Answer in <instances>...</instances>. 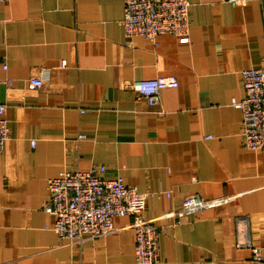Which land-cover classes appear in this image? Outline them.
<instances>
[{"label":"crops","instance_id":"1","mask_svg":"<svg viewBox=\"0 0 264 264\" xmlns=\"http://www.w3.org/2000/svg\"><path fill=\"white\" fill-rule=\"evenodd\" d=\"M189 41L125 44L124 0H0V264H137L130 216L68 244L43 211L61 172L120 176L161 228V264H264V149L241 139V72L264 67V0H188ZM64 62V66L62 65ZM174 76L150 107L134 80ZM43 78L40 88L30 78ZM85 137L78 140L77 135ZM160 192H170L167 197ZM191 194L235 196L174 224ZM238 229L261 247V261Z\"/></svg>","mask_w":264,"mask_h":264},{"label":"built area","instance_id":"2","mask_svg":"<svg viewBox=\"0 0 264 264\" xmlns=\"http://www.w3.org/2000/svg\"><path fill=\"white\" fill-rule=\"evenodd\" d=\"M236 5L246 0H227ZM188 0H124L123 27L125 44L136 37L155 40L169 34L181 41H189L191 20ZM65 65L64 62L62 64ZM244 97L232 99L231 105L241 111V139L245 148L264 149V67L249 68L241 72ZM43 78H30L31 88H40ZM174 76L134 80L131 87L150 107L160 102V92L176 88ZM5 106L0 104V152L8 140L9 132L4 117ZM82 134L77 139H83ZM169 196L170 192H160ZM235 196L205 198L199 194L186 196L179 208L169 212L174 224L191 215L229 203ZM147 198L136 188L128 186L117 176L104 180L91 171L61 172L47 180V196L43 211L55 217L53 231L59 240L68 244L81 243L85 238L103 236L113 230L115 217L130 216L134 231V257L137 264H161L159 252L160 226L153 219L141 216L140 204ZM244 229H238L239 243L250 249L255 261L260 262L261 247L254 246Z\"/></svg>","mask_w":264,"mask_h":264}]
</instances>
